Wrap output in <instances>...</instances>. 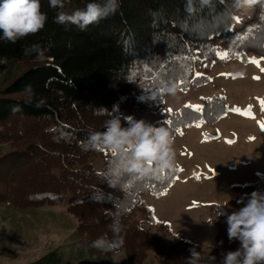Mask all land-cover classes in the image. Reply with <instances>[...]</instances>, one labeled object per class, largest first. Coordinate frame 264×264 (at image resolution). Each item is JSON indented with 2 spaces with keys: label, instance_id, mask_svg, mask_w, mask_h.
Segmentation results:
<instances>
[{
  "label": "trees",
  "instance_id": "1",
  "mask_svg": "<svg viewBox=\"0 0 264 264\" xmlns=\"http://www.w3.org/2000/svg\"><path fill=\"white\" fill-rule=\"evenodd\" d=\"M90 2L100 0H65L62 10L70 14ZM40 3L47 14L42 30L16 43L0 40V71L22 67L0 88V144L8 146L0 151V203L28 209L67 198V210L77 221L78 249L104 256L124 251L139 264L151 251L163 255L164 264H189L193 249L204 264L202 244L175 232L146 199L164 194L178 170L159 177L114 176L115 157L85 144L89 132L103 131L111 115L126 127L125 118L139 120L140 109L159 112L167 93L149 97L162 81L189 89L207 81L215 63L233 57L247 61L251 53L264 56V12L259 6L238 10L234 0H119L115 15L80 31L55 23L59 9L49 7V0ZM32 45L40 52L25 55L22 49ZM196 68L204 73L194 78ZM203 102L199 111L185 105L154 125L175 135L205 122L223 103L219 97ZM99 108L108 113L98 115ZM96 158L103 159L101 169L94 166ZM253 191L264 192V178L231 187L226 211L241 207L237 200ZM215 227L212 254L239 246L228 240L225 216L215 219ZM26 264L76 263L56 247Z\"/></svg>",
  "mask_w": 264,
  "mask_h": 264
},
{
  "label": "rangeland",
  "instance_id": "2",
  "mask_svg": "<svg viewBox=\"0 0 264 264\" xmlns=\"http://www.w3.org/2000/svg\"><path fill=\"white\" fill-rule=\"evenodd\" d=\"M21 71V64L0 71V88ZM202 73L204 68H196L192 76ZM208 75L207 81L189 89L178 86L175 96L166 94L159 112L140 109L139 119L156 124L185 105L203 109L205 98L223 101L205 122L174 135L175 181L161 196L146 197L175 232L202 244L204 264H219L225 251L212 254L217 245L216 207L229 201L234 185L264 178V56L251 53L247 61L233 57L215 63ZM7 147L0 144V151ZM94 166L101 169L103 159L96 158ZM76 223L67 210V198L60 204L28 209L0 203V264H26L56 247L76 264H139L124 251L104 256L78 249L74 245ZM144 264H164V256L151 251Z\"/></svg>",
  "mask_w": 264,
  "mask_h": 264
},
{
  "label": "clouds",
  "instance_id": "3",
  "mask_svg": "<svg viewBox=\"0 0 264 264\" xmlns=\"http://www.w3.org/2000/svg\"><path fill=\"white\" fill-rule=\"evenodd\" d=\"M208 3L209 0H203ZM119 0H100L87 3L84 9L66 13L65 0H49V7L59 9L54 22L60 25H74L80 31H86L92 24L116 14ZM259 6L264 12V0H234L238 10ZM47 21V14L41 11L40 0H0V40L16 43L42 30ZM25 55L40 52L39 45L23 48ZM42 54V53H41ZM178 85L173 81L161 82L157 92L149 99H156L162 91L175 96ZM141 99H145L141 97ZM108 113L105 108L97 110L98 115ZM127 126H122L119 116L111 115L104 122L103 131H90L86 148L97 151L108 150L114 157L110 172L114 176L128 174L135 178L146 176L159 177L175 165V153L172 145L174 135L166 126H156L143 119L132 116L125 118ZM242 206L229 214L226 205H218L216 217L225 216L229 242L238 241L235 250L221 253L219 264H264V192L253 191L237 200ZM211 223V221H209ZM118 232L119 227L113 226ZM101 242L97 241L99 245ZM222 243V242H221ZM189 264H199L200 257L190 250ZM211 259L215 262L216 257Z\"/></svg>",
  "mask_w": 264,
  "mask_h": 264
},
{
  "label": "snow or ice",
  "instance_id": "4",
  "mask_svg": "<svg viewBox=\"0 0 264 264\" xmlns=\"http://www.w3.org/2000/svg\"><path fill=\"white\" fill-rule=\"evenodd\" d=\"M261 18L264 19V16H262ZM186 107H188V108H195L197 111L201 110L200 106H193L191 104L186 105ZM169 111H171V109H169ZM167 123H172V121H167Z\"/></svg>",
  "mask_w": 264,
  "mask_h": 264
}]
</instances>
